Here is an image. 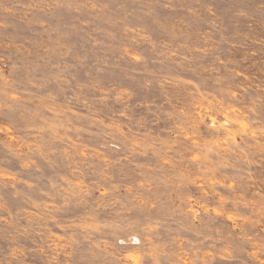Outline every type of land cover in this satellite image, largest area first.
Returning a JSON list of instances; mask_svg holds the SVG:
<instances>
[{
    "label": "rangeland",
    "instance_id": "rangeland-1",
    "mask_svg": "<svg viewBox=\"0 0 264 264\" xmlns=\"http://www.w3.org/2000/svg\"><path fill=\"white\" fill-rule=\"evenodd\" d=\"M0 264H264V0H0Z\"/></svg>",
    "mask_w": 264,
    "mask_h": 264
}]
</instances>
